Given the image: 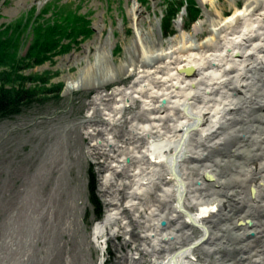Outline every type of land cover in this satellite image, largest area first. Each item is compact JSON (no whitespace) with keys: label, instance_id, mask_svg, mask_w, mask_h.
I'll list each match as a JSON object with an SVG mask.
<instances>
[{"label":"rangeland","instance_id":"obj_1","mask_svg":"<svg viewBox=\"0 0 264 264\" xmlns=\"http://www.w3.org/2000/svg\"><path fill=\"white\" fill-rule=\"evenodd\" d=\"M213 1L222 17L243 5V0H0V91L6 99L0 110V264H264V195L262 201L254 198L250 187L264 180V138L253 126L260 120L264 133V112L258 111L262 75L232 96L237 130L220 133L225 140L219 144L197 147L200 158L194 152L180 157L188 187L181 207L174 190L160 198L155 168L127 151L128 121L139 101L125 100L121 119L112 122L116 148L127 152L131 165L112 166L113 145L93 144L107 133L104 122H111L94 100L111 97L134 74L125 70L119 81L79 84L82 73L95 72L90 73L96 55L99 64L103 57L118 64L138 52L128 13L133 3L141 9L138 26L161 36L165 48L178 32V20L191 31ZM206 36L200 31L197 40ZM75 82L77 87L66 89ZM172 124L163 123L168 139L180 133ZM230 141L245 142L243 152H230ZM167 148L164 154H175ZM138 164L146 169L142 190L134 189ZM203 206L211 208L201 218L207 231L185 213L197 214ZM99 226L102 234L94 236ZM187 248L189 255L178 253Z\"/></svg>","mask_w":264,"mask_h":264},{"label":"bare ground","instance_id":"obj_2","mask_svg":"<svg viewBox=\"0 0 264 264\" xmlns=\"http://www.w3.org/2000/svg\"><path fill=\"white\" fill-rule=\"evenodd\" d=\"M199 1L201 3L204 0ZM216 4L211 2L212 10L204 12V18L192 24L189 32L183 30L186 26L178 20V32L165 41L167 46L164 48L161 36L156 39L149 30L144 31L138 26L141 9L133 3L128 13L134 27L138 52L118 64L109 57H106V60L103 57L105 63L99 64L101 56L96 55V62L90 73L95 72L82 73L81 81L78 82L80 86H84L89 80L98 79L96 82L91 81L92 84L89 81V84L100 85L112 80L119 81V75H124L125 70L127 75L130 72L134 74L133 81L127 86H120L111 97L94 100V105L99 106L98 109L102 107L111 122H104L107 126L104 125L101 129L107 133L104 132L102 138L94 139L93 144L113 145L117 160L113 161L112 166L119 168L131 165L127 152L116 148L111 130L112 122L122 117L123 105H128L125 100L130 104L139 101V111L133 113L128 121L130 131L125 139L131 140L132 145L127 151L131 152L136 160L155 168L158 185L162 190L160 196L162 194L163 197L160 198L174 190L179 207L188 192L182 170H179L180 163L177 164L180 157H186L193 152L196 154L199 152L196 148L201 145L213 141L216 144L221 143L225 139L218 136L220 133L225 134L228 129L236 131L237 128L233 127L234 116L231 114V109L235 108L232 96L243 92L242 88H246L251 78L257 75H262L260 78L264 85V0H243L241 7H234L232 13L225 17H222V10L216 9ZM200 31L207 33L202 41L197 40ZM76 84L77 82L72 83L66 89L77 87ZM230 101L231 105L227 106ZM258 107V111L264 112V101H261ZM166 120L172 121L173 132H180L174 134L173 139H168V130L162 128ZM261 125L263 126V123L259 120V123L253 126L257 129V134L264 138ZM125 132L124 130L123 133ZM241 135L245 138V134ZM167 139L169 143L166 142ZM230 142V152L235 155L241 154L245 149V142L240 141L238 145ZM167 147L175 150L171 157L163 153V149L166 150ZM196 155L197 158L202 157L200 154ZM139 165L136 172L139 171L141 175L139 177L136 173L138 178L136 177L134 189L142 190L141 181L146 169H140ZM168 172L174 180L173 183L166 180L171 179L170 176L164 175ZM206 178L214 179L215 182L217 180L214 174H208ZM104 181H107L106 176ZM250 187L253 197L261 199L259 196L264 195V180L260 181L259 187ZM195 193L194 196L197 195ZM202 203L203 201L199 200L197 206ZM210 209L203 206L198 209L197 214L185 213L193 223L207 231L208 227L202 223L201 218L205 217ZM261 227L259 224V228ZM102 230L100 226L96 227L94 236L102 234ZM189 249L180 250L178 253L189 255Z\"/></svg>","mask_w":264,"mask_h":264},{"label":"trees","instance_id":"obj_3","mask_svg":"<svg viewBox=\"0 0 264 264\" xmlns=\"http://www.w3.org/2000/svg\"><path fill=\"white\" fill-rule=\"evenodd\" d=\"M181 6V4L179 6H177V8H179ZM4 95L1 93L0 91V110H1V107L4 105V102L6 99H4ZM21 100V99H20Z\"/></svg>","mask_w":264,"mask_h":264}]
</instances>
